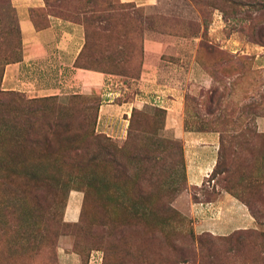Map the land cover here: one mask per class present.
Segmentation results:
<instances>
[{"label": "rangeland", "instance_id": "obj_1", "mask_svg": "<svg viewBox=\"0 0 264 264\" xmlns=\"http://www.w3.org/2000/svg\"><path fill=\"white\" fill-rule=\"evenodd\" d=\"M37 1V27L50 16L81 24L78 63L107 74L118 101L141 102L119 138L97 127V93L5 89L4 68L22 58L23 42L16 0H0V89L22 96L0 111L25 117L0 116V264H64L62 248L68 264H264V0ZM146 38L178 40L179 52L146 55ZM168 96L185 129L219 136L202 187L187 181ZM40 170L47 180L31 177ZM218 190L254 224L198 226L192 204ZM219 219L237 224L208 218Z\"/></svg>", "mask_w": 264, "mask_h": 264}, {"label": "crops", "instance_id": "obj_2", "mask_svg": "<svg viewBox=\"0 0 264 264\" xmlns=\"http://www.w3.org/2000/svg\"><path fill=\"white\" fill-rule=\"evenodd\" d=\"M151 1V0H150ZM148 3V2H147ZM19 14V27L23 42L22 58L9 63L4 68L2 83L5 89L21 90L27 94H57L65 87L72 93L92 94L101 96L98 110L97 127L101 132L122 138L127 132V124L132 104L141 102L118 101V91L113 89L111 78L107 74L88 68L78 67L75 61L81 52L84 42V28L81 24L50 16L48 25L36 28L31 20L30 8L39 4L37 0H16ZM173 45L178 51L177 41L149 39L144 41L146 55H161L163 47ZM179 52V51H178ZM146 68V63L144 64ZM142 78L155 79L147 71L142 70ZM66 80V84L62 83ZM65 85V86H64ZM150 86L149 82L145 86ZM168 120L174 119L175 132L183 139L186 178L190 185L202 187L211 176L219 155V136L213 132H199L183 127L177 113L181 103L176 96L165 99ZM169 125H172L169 123ZM216 189H218L216 187ZM218 194L210 199L198 198L192 204L197 220L196 224L210 227L218 233L228 232L232 227H250L254 218L246 205L238 201L230 193L218 190ZM223 215V216H222ZM236 218L235 223L228 219L212 222L208 218ZM71 256L62 248L61 261L68 264Z\"/></svg>", "mask_w": 264, "mask_h": 264}, {"label": "trees", "instance_id": "obj_3", "mask_svg": "<svg viewBox=\"0 0 264 264\" xmlns=\"http://www.w3.org/2000/svg\"><path fill=\"white\" fill-rule=\"evenodd\" d=\"M31 20H32V22L34 23V25H35V27L36 28H41V27H37L36 26V24H35V22H34V20L31 18ZM84 32H85V29H84ZM85 35V34H84ZM84 46V45H83ZM82 49H83V47H82ZM82 49H81V52H82ZM80 52V53H81ZM80 53H79V55H80ZM79 55H78V57H77V59H76V61H75V65L76 66H78V67H83V68H88V69H91V68H89V67H84V66H82V65H80L79 63H78V58H79ZM94 69V68H93ZM11 99V102H12V100H17V102H19V101H22V96L20 95V94H18V92H13V91H8V90H2V89H0V104H4L6 101H4V99ZM35 101H37L36 99H25V101L22 103V104H24V103H36ZM19 106V105H18ZM22 108H25L24 106L22 107ZM20 109H17V111H19ZM0 116L1 117H4V119H5V117L6 118H10L11 120H14L15 122H17L18 124L19 123H24L23 121H24V119H25V117H22V116H17V117H15V118H12V117H14L15 115H11V114H6L5 112H2V111H0ZM128 129V128H127ZM188 130H191V129H188ZM218 157H219V155H218ZM216 165H217V163H216ZM216 165H215V167H216ZM214 170H215V168H214ZM214 170H213V172H214ZM43 171H41L40 170V172H36V173H33L32 175H31V177L32 178H34L35 176H38V175H40L41 177H43L44 178V180H47L48 178H49V174H45V173H42ZM52 174V173H51ZM37 181V180H36ZM251 211H252V213L254 212V210L251 208Z\"/></svg>", "mask_w": 264, "mask_h": 264}]
</instances>
